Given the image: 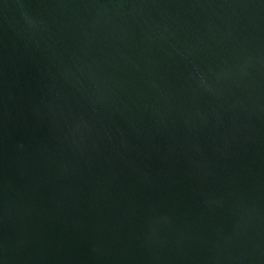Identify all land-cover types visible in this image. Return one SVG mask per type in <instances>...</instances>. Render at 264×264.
Segmentation results:
<instances>
[{
    "label": "water",
    "instance_id": "1",
    "mask_svg": "<svg viewBox=\"0 0 264 264\" xmlns=\"http://www.w3.org/2000/svg\"><path fill=\"white\" fill-rule=\"evenodd\" d=\"M0 264H264V0H0Z\"/></svg>",
    "mask_w": 264,
    "mask_h": 264
}]
</instances>
